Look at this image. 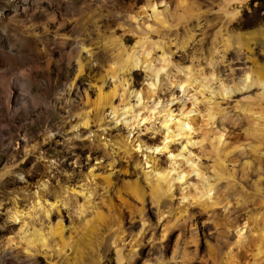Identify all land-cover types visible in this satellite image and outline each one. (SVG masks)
Listing matches in <instances>:
<instances>
[{"label": "rangeland", "instance_id": "374dc122", "mask_svg": "<svg viewBox=\"0 0 264 264\" xmlns=\"http://www.w3.org/2000/svg\"><path fill=\"white\" fill-rule=\"evenodd\" d=\"M151 1L156 4L154 15L139 13L146 0H0V264H118L116 249L122 264H158L161 257L168 262L173 251L176 261L185 257L183 264H226L232 228L243 223L248 226L243 242L230 246L232 264H264L254 256L253 246L264 217V120L258 119L260 113L264 116V101L259 88L245 89L239 83L252 67L247 58L264 64V2L251 6L249 0H237L225 8L224 0ZM235 7L239 17L228 23L222 9ZM136 14L137 28L129 20ZM59 23L67 28H57ZM56 32L78 35L93 49L90 69L85 67L76 79L75 65L66 64L53 42ZM136 34L146 38L142 46L149 49L151 65L159 66L163 53L166 73L176 78L177 67L184 69L181 75L196 80L183 99L184 109L193 110L191 139L198 144L187 146L182 156L197 164L200 176L186 173L184 181L190 185L182 186L185 199L175 183L170 197L158 204L160 219L146 197L147 187L142 207L130 194L118 197L115 191L139 174L133 161L142 164L150 154L156 167H166L184 144L175 140L164 153L145 150L159 144L166 132L154 115L142 125L151 100L142 102L147 88L154 91V103L164 99L167 83L159 77L148 87L144 64L124 77L117 75L126 86L112 100L119 113L115 119L109 110L91 106L95 90L87 87L88 76H102L107 64L118 59L120 50L109 46L113 38L119 37L128 49ZM236 84L240 89H233ZM220 86L231 93L222 97ZM83 89L90 106L83 103ZM134 92H140L141 105ZM180 106L178 99L169 104L174 114ZM123 108H130L127 118L120 115ZM245 108L252 112L244 113ZM85 112L87 124L82 125ZM131 115H137L139 124ZM148 123L155 131L146 130ZM255 123L263 139L254 133ZM126 136L132 146L129 154L118 147ZM5 166L11 167L8 175H2ZM217 172L224 177L216 180ZM105 176L111 178V189L105 188ZM204 180L212 186L205 207L192 187ZM34 197L42 204L54 203L53 218L62 217L65 235H70L63 252L49 237L44 248L30 250L32 256L24 253L17 231L24 225L28 230L42 226L38 211L29 208ZM61 197L64 206L57 202ZM75 201L89 206L81 216L75 214ZM15 209L23 214L16 221Z\"/></svg>", "mask_w": 264, "mask_h": 264}, {"label": "bare ground", "instance_id": "6f19581e", "mask_svg": "<svg viewBox=\"0 0 264 264\" xmlns=\"http://www.w3.org/2000/svg\"><path fill=\"white\" fill-rule=\"evenodd\" d=\"M236 1L237 0H224L223 2L224 7L225 6L227 7V5L231 6ZM74 7L75 6L72 5L71 9L74 10ZM140 9L141 10L139 13H141L142 15H146V12L148 11L151 12V15H154L157 12L156 4L151 0H146L145 5H143ZM106 10L108 9L106 8ZM222 13L228 23L236 21L239 17V10L237 7L231 10L222 9ZM139 16H140L139 14L131 15L129 19L130 23H132V25L134 24L136 25L137 18ZM57 28L66 29L67 27H65L63 23H59ZM135 28H137V25ZM145 40H146L145 37L138 35V38L135 41V43L128 49H124L121 43V39L119 37H114L113 40L111 41V44H109V46L114 45L115 46L114 49L116 48L115 49L116 51L120 50L118 51L119 52L118 59H115L112 63L107 64V67L106 69H104L105 71L102 76L98 78L93 77V76H88L87 77L88 78L87 87L88 89L93 88L95 90V98H94V101L91 103V106L94 107L95 109H101L103 113L106 110H109L108 114H112L113 119H115V118H118L119 113H118V109L112 105V100L116 96L117 91L119 89H121V91L125 93L124 87L126 86V80L123 78L125 76V75L123 76V74H128L129 72L136 70L138 67L140 68L144 64L142 68H144L145 70L149 72V78L151 80V82L148 83V87L151 86L152 88L154 85H156V83L158 82V79L160 80L159 77H161L167 83V88L165 89L166 97H164V99L160 100L159 98V100L156 103H154V99H153L154 91H151L150 88L149 89L147 88L146 96H145L146 100L145 102H142L143 104L144 103L146 104L148 100H151L150 107H147V109H149V113L147 114L145 118L143 119L140 118V120L142 121V125H143V122L145 121L151 122L150 116L154 115V120L159 119L160 126L162 127L163 131L166 132L159 144H156L153 146H147L145 147V150H148L149 152L151 151V153H155V154L164 153V152H169L168 151L169 145L173 143L175 140H179V141L183 140L184 144L181 146L180 150L178 151L176 155H173L170 158L168 157L169 160H168V164L166 167H156L155 165L156 159L150 154H147L145 156V159L143 160L142 164H140L139 161L137 160L133 161V167L139 169V174L132 181L123 182L122 186L124 189L117 188L115 191L118 194V197H121V194L123 192L128 195L130 194L133 198H135L136 200L140 202L141 207H142L144 198H145V188L147 187L148 194L146 195V197L149 199L150 204L155 206L157 210L156 212L157 219H160L163 214V211L159 210L160 206H158V204L162 199L166 197H170L171 193H173L172 188L175 185V183H177L178 188L181 190V193H180L181 198L185 199L183 196L184 194L182 193V190L186 188H182V186L190 185L184 181L186 173L188 174L194 173L196 177L200 176V172H199L197 164L193 163L189 156L188 157L182 156V154L186 151L187 146H194L198 144L197 142L191 139L192 134L190 131H195V123H194L195 121H194V118L190 116L193 110L184 109L185 101L183 99V97L185 96V92H187L189 89V85L192 82H196V80H190V78H188L185 75V73H184L185 76L181 75L180 73L184 69L182 70L181 68L179 69L177 67L174 68L175 72H173L176 78H173L174 76L172 77V75H169L168 73H166L164 70V67H165L164 63L165 61L168 62V60L165 58L167 55L165 56L163 53L158 59V62H160V65L159 66H157L158 64L156 66L151 65L153 63H151L148 60L150 56L149 49H146V47L143 48L142 46ZM53 42L61 51L62 57L64 61L66 62V64L75 65L76 71H75L74 79H76L82 74L83 69L85 67L88 68V70L90 69V66H89V64L91 63L90 57L94 56L93 49L91 48V45L89 43H85L84 40L80 36L78 35L74 36L72 35V33L68 34V33L61 32L53 36ZM249 52H250L249 54L252 55V50H250ZM23 57H26V56L22 55L20 58H23ZM247 59L249 61L251 60L252 67L242 73V75L239 78L241 82L239 83H241L242 87L245 89L251 88L252 86L259 88L260 90L259 97L261 100L264 101V64L262 62L259 63L251 58H247ZM167 64L168 63H166V65ZM117 75H122L123 77L122 76L121 77L123 79L120 78L121 80H118ZM208 81L210 80L206 78L207 83H209ZM207 83H201L202 87H204L203 85L205 84L207 85ZM71 85H73V81L71 82ZM238 88H239V85L237 84L233 86V89L238 90ZM218 90H219L218 94L221 95L222 97H226L231 93V90L224 86H220ZM209 93L211 94L212 92L210 91ZM133 95L136 97L138 104L141 105L140 92L138 93L134 92ZM175 99H178L181 101L180 110L178 111L177 114H174L170 110V107H169V104L172 103V101ZM88 102L89 101H88V96H87V90L83 89V103L87 106H90L88 105ZM192 104L195 105L196 104L195 101H193ZM251 108H245L242 110L244 113H250L252 112ZM129 112H130V108H123V111L120 113V115L125 116V118H127L126 115ZM87 113L88 112L84 113V119L81 123L82 125L87 124V119H86ZM130 117L133 118L136 124H139L137 115H134V116L131 115ZM212 118L213 117L211 115H208V119H212ZM258 119L264 120V116L262 115V113L259 114ZM258 124L259 123H257V125ZM257 125L256 123L254 124L253 131L257 135V138L263 139L264 137L262 138L263 136L262 132L258 131L261 129L259 127L258 129H256L255 127ZM146 130L155 131L154 124L148 123V127L146 128ZM217 140L219 141L220 138H217ZM118 144H119L118 145L119 148H123L125 154H129L132 146L128 143V136H126L124 140L120 141ZM135 147L138 148L142 146L141 144L139 145L137 144ZM148 164L149 166L143 167V165H148ZM183 164L188 165L187 166L188 170L183 171L182 169H180V167H182ZM221 169H225V168L223 167ZM10 171H11V167L5 166L2 170V175H8ZM219 173L217 172L216 174L217 178L221 176V174ZM222 173L224 172L222 171ZM223 177L221 176V178ZM217 178L216 180L221 179V178L220 179L219 178L217 179ZM102 180L105 185V188L107 189L112 188L113 185L111 183L110 176H105L102 178ZM192 187L194 191H199L198 195L197 196L195 195L197 202L200 203L202 206L206 205L207 201L210 199V192L212 191V186L207 181L204 180L201 185H198V186L193 185ZM60 196L61 195H59V197ZM57 202H61L63 206L65 205L63 201V197H61L60 200H57ZM89 202H90V195H88L84 199V203L89 204ZM84 203L78 204L75 201L73 207L75 209V214L77 216H81L84 212V209L86 207H89V206L84 207L85 205ZM54 207H55L54 203L51 204L48 202H44L42 204L40 199H37L35 197L31 201L29 208L32 211H38L40 220H42V226L39 227L38 229L31 226L29 229L31 231H29L27 226L24 225L23 227L19 228V230L17 231L20 241H22L25 245L24 253L27 254L28 256H32V254L30 253V250L35 248L36 245H39L40 247L44 248L45 242L49 237H53L54 239H56V242L59 243L60 245L59 252H63L64 249L69 245L70 235H65L66 227L64 225L62 217L60 215H56L53 218L52 216V213H53L52 211ZM22 216H23L22 211L15 209V211L12 214V220L14 221H16L17 219L19 220L22 218ZM95 216L97 219L102 218L101 214L99 213H96ZM247 229H248V226L246 225V223H243L240 226H235L232 228V233L230 235V238L234 239V241L226 245L227 246V253L225 254V257L227 260L226 264H232V260H233L232 259L233 255L231 254L230 246L239 245L240 243H242L243 242L242 239L245 237L244 233L247 231ZM255 239H256L255 244H253L254 250H255L254 256L257 258H263V261H264V217L261 221V226L257 231V236ZM174 255H175V251L171 253L168 259V262H165L162 257L159 258L156 262L158 264H183L185 257L183 258L182 256L181 260L176 261ZM100 258L98 259V261H100ZM116 260L118 264L123 263V256L120 250H117V249H116Z\"/></svg>", "mask_w": 264, "mask_h": 264}, {"label": "trees", "instance_id": "16d2710c", "mask_svg": "<svg viewBox=\"0 0 264 264\" xmlns=\"http://www.w3.org/2000/svg\"><path fill=\"white\" fill-rule=\"evenodd\" d=\"M264 0H249V4L252 6L254 3H263Z\"/></svg>", "mask_w": 264, "mask_h": 264}]
</instances>
